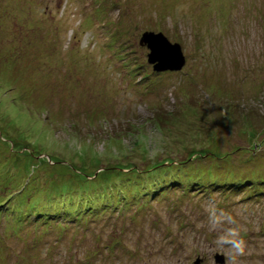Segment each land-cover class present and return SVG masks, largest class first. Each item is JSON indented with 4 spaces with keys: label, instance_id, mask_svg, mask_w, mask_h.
I'll return each instance as SVG.
<instances>
[{
    "label": "rangeland",
    "instance_id": "374dc122",
    "mask_svg": "<svg viewBox=\"0 0 264 264\" xmlns=\"http://www.w3.org/2000/svg\"><path fill=\"white\" fill-rule=\"evenodd\" d=\"M218 253L264 264V0H0V264Z\"/></svg>",
    "mask_w": 264,
    "mask_h": 264
},
{
    "label": "water",
    "instance_id": "95a60500",
    "mask_svg": "<svg viewBox=\"0 0 264 264\" xmlns=\"http://www.w3.org/2000/svg\"><path fill=\"white\" fill-rule=\"evenodd\" d=\"M147 45L150 50L148 62L153 64L155 71L178 72L186 65V58L180 45L172 44L163 33H145L140 45ZM203 259L198 258L194 264H202ZM216 264H226V257L222 254L215 255Z\"/></svg>",
    "mask_w": 264,
    "mask_h": 264
},
{
    "label": "trees",
    "instance_id": "16d2710c",
    "mask_svg": "<svg viewBox=\"0 0 264 264\" xmlns=\"http://www.w3.org/2000/svg\"><path fill=\"white\" fill-rule=\"evenodd\" d=\"M216 155V157H219L217 154H215ZM228 157H230V154L229 153H226L225 155H223V156H221V157H219V158H226V159H228Z\"/></svg>",
    "mask_w": 264,
    "mask_h": 264
}]
</instances>
